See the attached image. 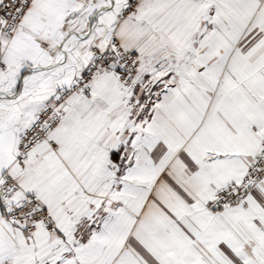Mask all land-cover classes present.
<instances>
[{"label":"snow or ice","instance_id":"obj_1","mask_svg":"<svg viewBox=\"0 0 264 264\" xmlns=\"http://www.w3.org/2000/svg\"><path fill=\"white\" fill-rule=\"evenodd\" d=\"M0 264H264V0H0Z\"/></svg>","mask_w":264,"mask_h":264}]
</instances>
